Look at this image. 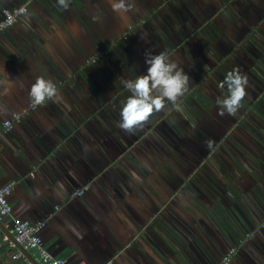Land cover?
Listing matches in <instances>:
<instances>
[{"label": "crops", "instance_id": "crops-1", "mask_svg": "<svg viewBox=\"0 0 264 264\" xmlns=\"http://www.w3.org/2000/svg\"><path fill=\"white\" fill-rule=\"evenodd\" d=\"M78 1L68 0L64 9L58 0H31L27 13L0 35V186L15 181L10 215L0 220L7 230L0 227V264H26L12 259L20 251L10 232L12 217L44 221V247L68 264H215L230 246L239 250L229 264H264V198L234 210L237 219H231L223 193L235 189L234 200L244 198L236 194L241 180L223 156L213 159L216 169L197 167L182 191L196 202L203 193L217 200L216 228L199 224L209 208L196 202L187 210L167 206L180 183L176 177L166 181L161 161H142L136 172L132 161L116 160L143 127L129 133L118 126L130 93L116 80L95 77L98 56L84 62L101 50L103 35L86 33L71 20ZM24 2L0 0V19L5 8ZM37 77H62L56 87L61 99L31 108ZM12 113L21 119L5 130L3 121ZM164 114L165 108L149 119ZM216 170L228 176L224 182L215 179ZM83 186L84 194L73 195Z\"/></svg>", "mask_w": 264, "mask_h": 264}, {"label": "rangeland", "instance_id": "rangeland-1", "mask_svg": "<svg viewBox=\"0 0 264 264\" xmlns=\"http://www.w3.org/2000/svg\"><path fill=\"white\" fill-rule=\"evenodd\" d=\"M78 2L77 7L73 6L78 13L71 20H77L78 29L86 33L97 30L103 35L97 55L84 58L86 64L96 56L101 60L97 63L98 74L94 73L97 79L111 78L121 84L119 78L134 79L145 74L148 67L146 53L166 54L190 77L187 92L176 103L167 104L164 116L148 119L143 129L136 130L134 139L125 146L127 148L115 155L116 160L120 163L121 160L132 161L136 172H140L138 163L142 161L159 160L165 164L166 181L176 177L180 183L177 191L169 194L167 206L173 204L183 210L192 206L196 201L182 194L185 182L196 175L197 167L199 171L206 165H214L216 169L213 159H222V156L224 165L230 163L231 172L235 171L241 180L235 184L236 194L238 192L246 200L264 198V97L253 92L251 99L245 96L244 101L252 106L249 115L244 114V108L242 112L239 110L234 116L230 115L229 120H221L216 110L217 98L227 95L226 88L220 89L218 84L229 71L238 67L247 76L246 93L252 81L259 82L264 76V0H134L135 9L124 17L113 12L109 0ZM93 17L97 19L94 21ZM251 21L255 22L246 27L245 23ZM138 26L140 33L137 36L132 31ZM244 56L254 58L252 65L244 60ZM54 79L51 82L56 87L63 82L62 77ZM194 95L203 96L201 99L210 97L214 105L210 102L198 108L193 103ZM199 151L201 155L196 154ZM190 164L194 169H190ZM214 174L220 182L228 177L223 173L217 175V170ZM204 189L198 187L199 191ZM223 194V199L227 200V213L236 220L234 210L244 208L246 203L242 204L244 199L239 203V199L233 200L225 192ZM216 201L204 197L196 202L198 206L209 208L200 215L199 224L214 228L220 224L218 216L212 213V209L221 208ZM183 215L186 219L187 215ZM248 236L249 233L245 239Z\"/></svg>", "mask_w": 264, "mask_h": 264}, {"label": "clouds", "instance_id": "clouds-1", "mask_svg": "<svg viewBox=\"0 0 264 264\" xmlns=\"http://www.w3.org/2000/svg\"><path fill=\"white\" fill-rule=\"evenodd\" d=\"M109 3L113 12L121 17L135 9L134 0H109ZM58 4L64 9L69 6L68 0H58ZM96 19L93 17L94 21ZM145 63L148 66L145 74L134 79L119 78L130 95L123 102L118 126L129 133L143 127L154 112L162 111L166 101L176 103L189 87V75L175 62L170 61L166 54L146 53ZM247 85V76L243 75L238 67L226 74L225 79L218 84L220 89H227V95L217 98L216 101L219 116H234L237 113L246 96ZM29 97L36 105L47 100L56 102L61 99L55 84L40 77L31 85Z\"/></svg>", "mask_w": 264, "mask_h": 264}, {"label": "built area", "instance_id": "built-area-1", "mask_svg": "<svg viewBox=\"0 0 264 264\" xmlns=\"http://www.w3.org/2000/svg\"><path fill=\"white\" fill-rule=\"evenodd\" d=\"M31 0H25V2L19 6L12 8H5L3 10L2 18L0 19V35L1 33L16 23L26 12L27 4ZM31 108L35 107V104L31 102L29 104ZM21 116L19 113H12L11 117L3 121V128L8 130L19 122ZM15 181L0 186V220L10 215L11 205L9 202V194L11 193ZM87 186L76 189L73 195L80 196L85 193ZM45 226L44 221H36L34 223L28 220L18 217H12L10 232L12 233L15 241L20 244L25 250L29 251L38 264H68L64 258L53 256L43 244L41 230ZM241 242L243 240H240ZM237 246H230L221 256L220 261L215 264H229L232 258L238 253ZM12 259L23 260L26 264H33L21 251L13 253ZM14 264V263H11ZM109 264V262L104 263Z\"/></svg>", "mask_w": 264, "mask_h": 264}, {"label": "flooded vegetation", "instance_id": "flooded-vegetation-1", "mask_svg": "<svg viewBox=\"0 0 264 264\" xmlns=\"http://www.w3.org/2000/svg\"><path fill=\"white\" fill-rule=\"evenodd\" d=\"M238 22V21H237ZM255 21H251V22H247V23H245V26L246 27H248L249 26V24H251V23H254ZM238 24V23H237ZM240 25H243V24H241L240 23ZM138 28H139V26L138 27H136V28H133V33H135L137 36H138V34L140 33L139 31L140 30H138ZM144 30L146 29V28H143ZM135 30H137V32H135ZM239 35V34H238ZM253 35H257V34H255V32H253ZM255 42V41H254ZM259 42H261V41H259ZM238 51H240L241 52V50H239V49H237ZM244 60L248 63V64H251V63H253L254 62V58L253 57H250V56H244ZM247 64V65H248ZM242 65H244V64H242ZM252 65V64H251ZM260 74H261V71H259V76H260ZM257 75V74H256ZM257 75V76H258ZM261 80L259 81V82H257L256 80H254V81H252L251 83H252V85L250 86V90H249V92L248 93H246V98H252V96H251V93L253 92V93H256V94H258V93H260V96H262V97H264V89H263V85H264V76L263 77H261L260 78ZM225 90H227V89H225ZM194 104H195V106L196 107H201L203 104H210V102H212V105H214V101L209 97H207V98H205V99H201V98H203V96L201 97L200 95H198V96H196V95H194ZM200 100V101H199ZM168 103H170V102H167L166 104H165V107H167V104ZM187 102H183V105L184 106H187ZM189 105V109L191 108L190 107V104H188ZM192 105V104H191ZM211 105V106H212ZM251 105H249V102L248 101H242V106L239 108V110L242 112V110L245 108V112H246V114L247 115H249V113L251 112L250 110H251ZM187 108V107H186ZM211 109V108H210ZM216 109V108H215ZM247 109V110H246ZM216 110H218V108L216 109ZM239 110L237 111V112H239ZM229 116L230 115H225V116H223V117H221V120H229V119H227V118H229ZM254 117H256L255 115H253ZM208 118L206 117V120H207ZM191 165V164H190ZM228 196H230V194L228 195ZM204 197H205V199H207V194H205L204 195ZM204 197H200V199L202 200V199H204ZM230 198H232L233 200H234V198H233V195H232V197H230ZM199 199V200H200ZM209 200H211V199H209ZM244 201H245V203H246V206H250L249 205V203L250 204H255L257 201H259L258 200V198L256 197V199L253 197V199H251V200H246V198L244 197ZM260 203H261V201H260ZM264 203V202H263Z\"/></svg>", "mask_w": 264, "mask_h": 264}, {"label": "water", "instance_id": "water-1", "mask_svg": "<svg viewBox=\"0 0 264 264\" xmlns=\"http://www.w3.org/2000/svg\"><path fill=\"white\" fill-rule=\"evenodd\" d=\"M0 227L2 228L3 231H7L2 225L0 221ZM13 237V235H12ZM14 238V237H13ZM16 245L18 246L19 250L33 263V264H38L34 257L31 255V253L27 250H25L20 244L16 242Z\"/></svg>", "mask_w": 264, "mask_h": 264}, {"label": "trees", "instance_id": "trees-1", "mask_svg": "<svg viewBox=\"0 0 264 264\" xmlns=\"http://www.w3.org/2000/svg\"><path fill=\"white\" fill-rule=\"evenodd\" d=\"M27 13V12H26ZM187 109V108H186ZM247 110V109H246ZM244 114H246V112L244 111ZM192 179H193V177H192ZM229 189H231V190H233L234 188L231 186V183H230V188ZM234 191H235V189H234ZM234 191H231L230 193H227L228 195L230 194V196L229 197H232V195H234ZM206 193H203L202 194V196L201 197H204V195H205ZM237 255V254H236Z\"/></svg>", "mask_w": 264, "mask_h": 264}]
</instances>
